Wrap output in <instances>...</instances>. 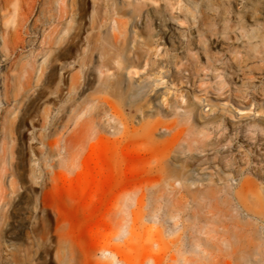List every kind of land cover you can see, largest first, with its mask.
Instances as JSON below:
<instances>
[{"label": "rangeland", "instance_id": "rangeland-1", "mask_svg": "<svg viewBox=\"0 0 264 264\" xmlns=\"http://www.w3.org/2000/svg\"><path fill=\"white\" fill-rule=\"evenodd\" d=\"M0 264H264V0H0Z\"/></svg>", "mask_w": 264, "mask_h": 264}, {"label": "bare ground", "instance_id": "bare-ground-1", "mask_svg": "<svg viewBox=\"0 0 264 264\" xmlns=\"http://www.w3.org/2000/svg\"><path fill=\"white\" fill-rule=\"evenodd\" d=\"M22 20H23V18H22V17H19V19L17 20V22H18L17 24H18V25H21ZM161 72H162V70H161ZM114 113H115V112H114ZM126 128H127V127H125V129H126ZM123 129H124V127H123ZM126 131H127V129H126ZM126 131H125V132H126Z\"/></svg>", "mask_w": 264, "mask_h": 264}]
</instances>
